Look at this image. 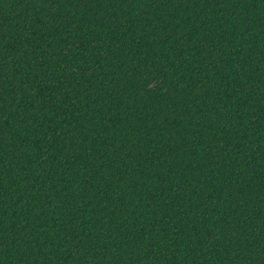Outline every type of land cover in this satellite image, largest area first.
Wrapping results in <instances>:
<instances>
[{
    "label": "trees",
    "instance_id": "trees-1",
    "mask_svg": "<svg viewBox=\"0 0 264 264\" xmlns=\"http://www.w3.org/2000/svg\"><path fill=\"white\" fill-rule=\"evenodd\" d=\"M0 264H264V0H0Z\"/></svg>",
    "mask_w": 264,
    "mask_h": 264
}]
</instances>
